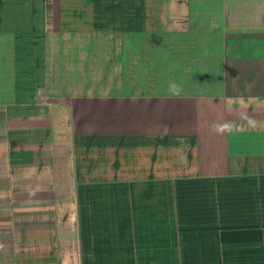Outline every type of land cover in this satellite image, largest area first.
I'll return each mask as SVG.
<instances>
[{
	"label": "crops",
	"instance_id": "crops-1",
	"mask_svg": "<svg viewBox=\"0 0 264 264\" xmlns=\"http://www.w3.org/2000/svg\"><path fill=\"white\" fill-rule=\"evenodd\" d=\"M0 264H264V0H0Z\"/></svg>",
	"mask_w": 264,
	"mask_h": 264
},
{
	"label": "clouds",
	"instance_id": "clouds-1",
	"mask_svg": "<svg viewBox=\"0 0 264 264\" xmlns=\"http://www.w3.org/2000/svg\"><path fill=\"white\" fill-rule=\"evenodd\" d=\"M170 90H171L172 94L179 95L180 90L177 88L176 85H171Z\"/></svg>",
	"mask_w": 264,
	"mask_h": 264
}]
</instances>
